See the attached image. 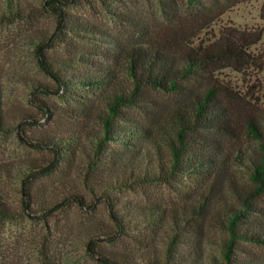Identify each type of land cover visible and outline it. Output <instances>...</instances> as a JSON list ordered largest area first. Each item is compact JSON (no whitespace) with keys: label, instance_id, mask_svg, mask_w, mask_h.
Masks as SVG:
<instances>
[{"label":"trees","instance_id":"obj_1","mask_svg":"<svg viewBox=\"0 0 264 264\" xmlns=\"http://www.w3.org/2000/svg\"><path fill=\"white\" fill-rule=\"evenodd\" d=\"M41 1L42 9L55 16L56 31L64 27L76 34L94 31L92 25L72 20L66 10L80 0ZM156 1L168 15L166 24H137L140 29L131 43L106 33L105 48L99 42L80 44L74 54L54 66L42 52L41 47L48 45L46 38L34 42L38 62L56 87L36 85L41 90L32 92L30 101L52 114L56 110L39 98L40 92L64 97L70 106L55 116L70 117L74 126L69 132L30 138L33 142L23 138L53 152L47 165L27 171L35 176L47 174L78 151L85 157L82 184L91 196L107 199L116 226L112 232L95 228L85 240L87 251L102 264H264L245 247L264 248V110L242 112L239 104L246 99L216 78L225 68L238 72L260 68L261 52L256 45L264 38V25L218 23L229 7L244 0H197V8L182 12L170 8L173 0ZM28 7V0H0V21H13ZM260 14L264 19V0ZM94 58L104 63L97 66ZM149 88L173 98L159 104L146 96ZM3 92L0 86V117L6 102ZM90 94L93 99L86 101ZM130 107L146 109L149 122L131 114ZM89 121L98 124L99 131L91 133ZM242 131L255 140L254 147L235 145ZM28 176L22 192L29 197ZM176 177L196 178L198 188H181L183 203L169 209L142 205L127 211L109 194L116 188ZM85 199L79 184L70 181L62 201L81 204ZM62 201L42 204L39 211L51 213ZM23 202L26 211L25 197ZM22 213L8 206L0 192V220ZM206 223L219 234L207 236ZM159 224L161 247L141 235L147 249L140 258L96 250L94 242L102 236L113 239L128 228L154 232Z\"/></svg>","mask_w":264,"mask_h":264},{"label":"rangeland","instance_id":"obj_2","mask_svg":"<svg viewBox=\"0 0 264 264\" xmlns=\"http://www.w3.org/2000/svg\"><path fill=\"white\" fill-rule=\"evenodd\" d=\"M193 1V2H192ZM210 3V0H201ZM200 1V2H201ZM29 7L24 14L8 22L0 21V86L3 88L6 102L0 117V192L4 202L16 211L25 213L11 219L0 220V264H102L97 255L87 251L85 240L98 227L116 230L106 198L97 199L91 196L82 184L85 157L78 151L74 158L66 157L58 165L57 170L38 176L27 171L41 164H48L53 152L48 147H35L23 138L45 137L51 133L69 132L74 124L70 117L55 116L57 111L69 108V102L55 93H41L40 97L54 108L52 114L44 113L39 106L31 103L32 92H39L40 86L55 88L51 76L45 73L38 62L34 51V42L45 39L43 45L45 58L54 66L79 48L80 44L89 46L99 42L105 48L106 33L114 35L116 40L131 43L135 40L137 24L147 26L166 24L168 15L161 12L156 0H80L68 5L66 10L72 14L75 22L88 23L94 31H81L76 34L67 28L56 31L55 16L42 9L41 0H28ZM263 0H244L229 7L220 17L219 24L234 22L240 26L264 25L260 10ZM199 1L173 0L171 9L192 11ZM111 8L121 14L114 15ZM54 33V34H52ZM52 34V35H51ZM87 36L83 39L82 35ZM101 37L103 39H97ZM261 52V66L250 67L244 72L232 68L221 69L216 78L223 85L240 92L246 101L240 103L239 109L246 114L264 110V38L256 45ZM91 58L93 56L90 55ZM97 66L104 63L103 59H95ZM61 66V65H60ZM76 67V65H75ZM86 70L84 65L79 67ZM61 69V67L59 68ZM149 98L159 104L172 100L173 96L157 89H147ZM53 92V91H52ZM94 94L88 95L91 101ZM131 114L141 116L145 122L150 117L146 109L130 107ZM148 112V111H147ZM237 114V120L243 125V118ZM91 133L99 131L98 124L89 121ZM33 142V141H31ZM255 140L246 131H242L236 146L254 147ZM37 171L40 168L36 169ZM27 183L31 195L22 192L23 180L27 174ZM76 182L85 193L84 203L62 201L68 192L69 182ZM197 189L196 178L176 177L168 181L138 184L133 187H121L109 192L117 198L125 210L137 206H161L169 209L183 203L181 188ZM28 188V187H27ZM29 207L23 209L26 202ZM62 201L61 207L43 215L39 211L42 204H53ZM158 231L126 229L108 239L102 236L97 239L96 250L106 253L127 252L140 258L147 249L141 235L149 236L158 248L161 247L162 224ZM207 236H215L217 228L209 223L204 227ZM257 259L264 262V248L246 246Z\"/></svg>","mask_w":264,"mask_h":264}]
</instances>
